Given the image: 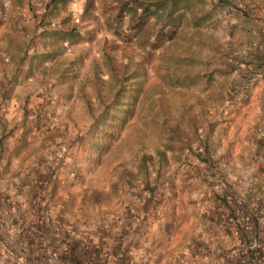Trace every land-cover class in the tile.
<instances>
[{"label": "rangeland", "instance_id": "374dc122", "mask_svg": "<svg viewBox=\"0 0 264 264\" xmlns=\"http://www.w3.org/2000/svg\"><path fill=\"white\" fill-rule=\"evenodd\" d=\"M172 1L0 0V164L5 153V171L16 158L49 175L50 206L58 218L64 208L76 247L98 250L100 264L107 239L143 205L156 208L150 229L162 235L172 212L175 232L185 228L184 203L203 189L193 234L207 226L201 211L232 217L238 200L240 212L256 205L264 217L259 125L249 102L229 103L233 75L252 68L231 57L250 17L244 0H183L171 13ZM249 173L253 192L243 194L237 180ZM149 250L135 253L139 264H150ZM215 260L200 264L224 259Z\"/></svg>", "mask_w": 264, "mask_h": 264}, {"label": "crops", "instance_id": "0c3cea01", "mask_svg": "<svg viewBox=\"0 0 264 264\" xmlns=\"http://www.w3.org/2000/svg\"><path fill=\"white\" fill-rule=\"evenodd\" d=\"M239 4V7H245L243 12H247L250 17L238 30V37L236 36L235 39L237 44L254 46L246 62L248 67L264 69V0H244ZM234 85L239 87L233 99H229V103L235 105L231 109L234 107L239 109L242 104L249 102L252 115L250 117L253 123L255 122L253 125H261L263 118L259 111L264 110V80L248 87L247 78L243 77L239 81H234ZM226 86L227 83L224 82L223 93L226 92ZM5 157L4 153L0 164V223L9 230L11 242L4 245L0 238L1 258L4 264H82L81 257L86 258L84 264H100L101 256L97 255L98 252L95 253L98 250L89 249L88 244L76 247V229L74 223L62 215L64 208L59 209L61 216L59 215L58 218L56 209L50 206L47 193L50 187L56 186L55 183L48 181L50 176L37 171L21 170L24 160L16 158L11 160L9 170L5 171L7 165ZM60 175L62 176L60 178H65L63 174ZM57 185L64 188L61 179L58 180ZM39 186H43L44 189L39 190ZM32 191H35V194ZM205 193L206 189H203L190 198L187 197L188 201L192 200L193 203L187 201L184 203L185 211L181 214L185 216V228L181 232H175L176 224L173 220L175 222L176 220L173 218V212L170 217L172 221L167 224L168 228L164 235L158 233L157 227L151 230L153 216L157 211L155 207V210L151 209L152 207L146 209L143 205L138 211L140 218H137L136 222L133 221L134 219L129 220L131 217H126L127 223L121 222L124 224L122 232L113 234L109 240L107 239V251L104 253L105 260L102 264H114L111 257L115 253L119 257L117 264H139L135 253L138 252L140 257L145 256L146 259L149 247L150 264H200L210 258L215 260L216 257L224 259L217 264H258L264 259V217L262 214H257L256 205L249 216L237 208L242 200L236 201V211L232 206L234 208L232 217L219 211L218 217L213 216L212 211L206 213L201 211V214L205 215L207 226L202 233H192L191 226L193 227L192 222L196 215L194 211L198 208L197 197L207 196ZM195 201L197 205L194 206ZM226 201L229 203L228 198ZM160 207H164V203ZM149 209L154 211L148 213L144 222V214ZM176 215L178 216V213ZM252 225L255 228L253 231ZM136 227L137 231L134 232ZM227 238L228 245L224 248ZM87 241L91 242L90 239ZM114 246L120 251L113 253ZM217 246L221 249H217ZM85 252L87 256L83 255Z\"/></svg>", "mask_w": 264, "mask_h": 264}, {"label": "built area", "instance_id": "2783aa9c", "mask_svg": "<svg viewBox=\"0 0 264 264\" xmlns=\"http://www.w3.org/2000/svg\"><path fill=\"white\" fill-rule=\"evenodd\" d=\"M224 13V12H223ZM225 14V13H224ZM254 49V46L250 44H245L242 47L235 49L232 52V59L233 60H244L246 59L250 52ZM249 76L247 78V86L252 87L254 86L258 81L264 80V69H254V68H249ZM242 74L241 71L235 73L233 75V78L235 79H241ZM261 117L263 118V123L258 126L256 129V137L258 140H260V145L255 146L256 151L258 152L257 155L261 159L262 163H264V110L261 113ZM237 184L239 188H242L243 194H250L253 192V187H254V178L253 176L249 173L242 178L237 180ZM0 234H1V242L6 245L9 244L10 241V236H9V230L3 226V224L0 223ZM2 258H1V251H0V264H2ZM258 264H264V259H261Z\"/></svg>", "mask_w": 264, "mask_h": 264}, {"label": "trees", "instance_id": "16d2710c", "mask_svg": "<svg viewBox=\"0 0 264 264\" xmlns=\"http://www.w3.org/2000/svg\"><path fill=\"white\" fill-rule=\"evenodd\" d=\"M183 0H179V1H177V0H173L172 2H171V6H170V12L172 13V11L174 12H176V11H178L183 5L181 4V2H182ZM185 1H187L188 2V0H185ZM186 2V3H187ZM138 6L139 7H141V8H145L146 6L145 5H143V4H138ZM164 9L166 8V6H164L163 7ZM183 8V7H182Z\"/></svg>", "mask_w": 264, "mask_h": 264}]
</instances>
